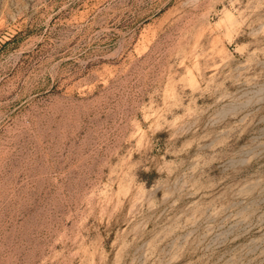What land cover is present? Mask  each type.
I'll use <instances>...</instances> for the list:
<instances>
[{"label": "rangeland", "instance_id": "374dc122", "mask_svg": "<svg viewBox=\"0 0 264 264\" xmlns=\"http://www.w3.org/2000/svg\"><path fill=\"white\" fill-rule=\"evenodd\" d=\"M0 264H264V0H0Z\"/></svg>", "mask_w": 264, "mask_h": 264}]
</instances>
